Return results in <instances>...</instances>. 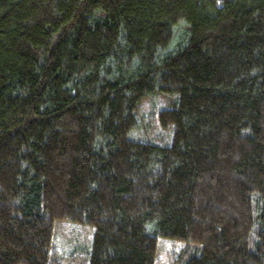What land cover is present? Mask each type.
I'll return each instance as SVG.
<instances>
[{
  "label": "trees",
  "instance_id": "trees-1",
  "mask_svg": "<svg viewBox=\"0 0 264 264\" xmlns=\"http://www.w3.org/2000/svg\"><path fill=\"white\" fill-rule=\"evenodd\" d=\"M175 95L169 144L131 137ZM264 264V0H0V264Z\"/></svg>",
  "mask_w": 264,
  "mask_h": 264
},
{
  "label": "rangeland",
  "instance_id": "rangeland-1",
  "mask_svg": "<svg viewBox=\"0 0 264 264\" xmlns=\"http://www.w3.org/2000/svg\"><path fill=\"white\" fill-rule=\"evenodd\" d=\"M175 95H153L144 99L138 109L139 127L131 133L132 138L160 144H169L173 127L163 128L158 121L159 112L171 107ZM93 231L89 227L58 221L54 224L52 251L57 254L56 264H88ZM184 243L159 239L155 264H177Z\"/></svg>",
  "mask_w": 264,
  "mask_h": 264
}]
</instances>
